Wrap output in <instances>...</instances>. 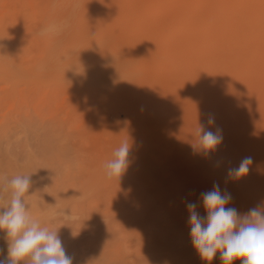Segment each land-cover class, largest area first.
<instances>
[{
	"label": "rangeland",
	"instance_id": "rangeland-1",
	"mask_svg": "<svg viewBox=\"0 0 264 264\" xmlns=\"http://www.w3.org/2000/svg\"><path fill=\"white\" fill-rule=\"evenodd\" d=\"M0 27L14 52L0 64V188L31 176L29 215L73 264H208L186 205L205 215L214 183L239 213L264 208V0H0ZM58 58L94 70L57 73ZM127 62L120 85L98 77ZM200 126L220 130L214 150ZM126 140L127 168L109 177Z\"/></svg>",
	"mask_w": 264,
	"mask_h": 264
},
{
	"label": "clouds",
	"instance_id": "clouds-1",
	"mask_svg": "<svg viewBox=\"0 0 264 264\" xmlns=\"http://www.w3.org/2000/svg\"><path fill=\"white\" fill-rule=\"evenodd\" d=\"M45 29L44 31H48ZM43 34V32H42ZM209 124L214 119L209 117ZM197 143L206 151L214 150L222 141L220 130L198 127ZM129 143L124 141L114 150L113 159L106 164L109 177H119L127 168ZM251 157L241 160L238 167L229 170L235 179L243 178L249 171ZM32 185L30 175H16L7 180L0 193L8 192V203L0 206V232L5 233L7 255L0 264H73L56 230L41 226L28 212L27 193ZM205 215L197 211V202L186 205L192 246L199 257L211 264L219 252L222 264H264V208L253 207L239 213L228 206L232 196L221 192L219 184L200 194ZM3 249H0V254Z\"/></svg>",
	"mask_w": 264,
	"mask_h": 264
},
{
	"label": "bare ground",
	"instance_id": "bare-ground-1",
	"mask_svg": "<svg viewBox=\"0 0 264 264\" xmlns=\"http://www.w3.org/2000/svg\"><path fill=\"white\" fill-rule=\"evenodd\" d=\"M59 27H60V25H56L55 23L49 22V23L43 24L41 26V32H43V34H44L45 37H48V38H46L47 40H51L52 37H54L55 34L60 31L58 29ZM45 29H49V30L48 31H44ZM11 42H12L11 38H9V36L7 35V33L0 27V64H5L9 60V58H11L12 54L14 53L13 52L12 45H11ZM61 56H62V54H61ZM58 59H59V61H57L55 63L57 73H60V74H64L66 76H69L70 74L74 73L75 71H79V72L80 71H83V72H80V78H84V79H86V77H89L90 73H92L91 69H93V66H92V68H85L82 64H80L76 60L75 63H73L71 65L72 67H70V66H68L65 63L64 58H58ZM116 64H118V63H114V66ZM39 66L41 67L42 65L39 64ZM114 66H112V68L110 70L109 69L108 70L107 69H105V70L103 69L104 73L101 71V74H103V75H100V71H98L99 73L97 72L98 77L99 76H101V77L103 76V78L106 80V81H104V84L107 83L106 85H112V86H114L117 83L119 84L121 82L120 80H123L125 78L124 77L122 79L121 77H123L124 74L127 75L128 73H130V64L128 62L125 63L124 67H123V65H121L123 68L122 67L121 68L120 67L113 68ZM116 66H119V65H116ZM108 67H110V66H108ZM101 68H99V69H101ZM95 74H96V71H95ZM123 82H124V80H123ZM116 88H118V87H116ZM4 237H5V233L4 232H0V249H3V252H4L5 256H6L7 255V241L5 240ZM1 257L2 256L0 255V258Z\"/></svg>",
	"mask_w": 264,
	"mask_h": 264
}]
</instances>
